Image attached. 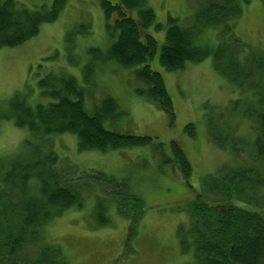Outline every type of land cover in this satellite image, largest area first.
Wrapping results in <instances>:
<instances>
[{
	"label": "rangeland",
	"instance_id": "obj_1",
	"mask_svg": "<svg viewBox=\"0 0 264 264\" xmlns=\"http://www.w3.org/2000/svg\"><path fill=\"white\" fill-rule=\"evenodd\" d=\"M17 1L28 8H49L53 3V0ZM146 1L154 9L157 22L167 24L170 17H176L186 25L192 23L197 2ZM233 21L235 36L253 50H264V0H243V12ZM83 29L86 32H81ZM71 30L77 32L74 37L68 36ZM221 30L209 27L195 42L216 48ZM149 32L158 41L149 65L164 76L173 101V116L134 92L137 86L134 69L109 63L86 79L84 67L92 58L88 49H105L117 38L109 35L100 0H67L59 18L43 24L38 35L20 46L0 47V157L41 154L43 149L38 146L43 138L33 137L27 128L18 127L12 119L2 116L8 112V101L17 91L32 104L44 101L39 81L50 71L60 69L74 75L85 88L87 111L93 112L104 97L117 100L121 114L104 122L108 129L154 139L153 144L146 146L104 152L80 151L78 137L72 133L48 137L45 144L61 160L58 165L61 184L77 192L83 206L65 208L47 222L37 241L28 238L20 252L28 260L36 261L44 247L58 244L61 258L51 260L49 255L44 264H192L194 236L188 204L199 196L212 204L229 198V192L214 178L224 167L245 165L264 173L254 144L258 122L230 112L233 100L248 97L249 93L240 94L214 68L211 56L199 63H189L183 70H167L160 61L165 32L154 27ZM227 40L233 43L232 39ZM219 112L225 113L223 118L217 116ZM208 113L218 118L214 121L215 129L207 124ZM188 123L195 124L194 137L185 130ZM173 140L181 145L190 161L192 172L188 180L176 163L167 159L174 158ZM233 142L237 151L232 150ZM93 171L127 178L134 193L142 199L145 212L131 237L130 218L120 214L115 199L106 192L103 182L100 184L92 176ZM128 203L135 206L132 201ZM100 218L109 222L100 223ZM179 229L188 231L184 235L190 244L187 251L182 248Z\"/></svg>",
	"mask_w": 264,
	"mask_h": 264
},
{
	"label": "trees",
	"instance_id": "obj_2",
	"mask_svg": "<svg viewBox=\"0 0 264 264\" xmlns=\"http://www.w3.org/2000/svg\"><path fill=\"white\" fill-rule=\"evenodd\" d=\"M66 1L53 0L49 8H28L17 0H0V47L20 46L38 35L43 24L59 18ZM100 3L109 35L117 38L105 49H88L92 58L84 67L86 79L109 63L134 69L137 82L134 92L151 99L173 116V101L164 76L149 65L158 47L149 29L164 30L160 61L167 70H183L189 63H199L211 56L214 68L240 94L249 93L248 97L234 99L230 112L258 122L254 144L264 171V50L251 49L233 33V20L242 14L243 0H197L189 25L176 17H170L167 24L157 22L155 11L146 0H100ZM212 26L222 29L218 46L197 44L195 38ZM68 33L74 37L77 32ZM229 38L233 43H228ZM60 70L50 71L39 81L44 101L32 104L26 95L17 91L8 101V112L2 116L12 119L18 127L27 128L33 137L43 138L38 146L43 150L38 156L0 157V234L3 236L0 264H44L49 255L51 260L61 258L58 244L44 247L36 261L28 260L20 252L28 238L33 242L38 240L43 227L57 213L72 206H83L79 194L61 184L58 172L61 160L45 144L48 137L75 134L80 151L106 152L153 144L152 136L108 129L104 122L121 114L117 100L104 97L93 112L87 111L85 88L74 75ZM224 115L217 113L218 117ZM207 116L208 126L213 127L217 116L213 113ZM185 130L191 137L196 135L193 123H188ZM234 143L232 150L237 151ZM171 146L174 158L167 159L175 162L188 180L192 172L190 161L176 140ZM92 173L113 196L120 214L130 218L128 236L131 237L145 212L142 199L134 193L127 178L100 171ZM214 178L229 192V198L212 204L199 196L188 204L194 236L191 237L192 264H264V173L240 165L224 167ZM129 201L135 206L130 207ZM99 220L109 222L104 218ZM178 233L182 248L187 251L190 244L184 235L188 231L179 229Z\"/></svg>",
	"mask_w": 264,
	"mask_h": 264
}]
</instances>
